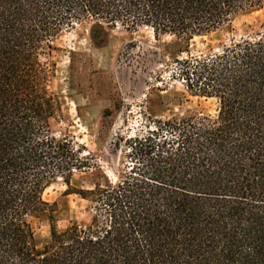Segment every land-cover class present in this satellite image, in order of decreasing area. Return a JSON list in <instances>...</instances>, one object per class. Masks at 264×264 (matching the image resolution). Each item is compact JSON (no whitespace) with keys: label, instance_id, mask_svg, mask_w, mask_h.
<instances>
[{"label":"trees","instance_id":"1","mask_svg":"<svg viewBox=\"0 0 264 264\" xmlns=\"http://www.w3.org/2000/svg\"><path fill=\"white\" fill-rule=\"evenodd\" d=\"M264 0H0V264H264V25L218 50L189 41L230 27ZM89 26L97 44L118 26L187 46L177 78L213 112L152 121L125 140L115 181L77 190L85 221L55 228L44 191L88 168L52 124L55 42ZM101 38V40H100ZM46 222L49 237L37 229Z\"/></svg>","mask_w":264,"mask_h":264},{"label":"rangeland","instance_id":"2","mask_svg":"<svg viewBox=\"0 0 264 264\" xmlns=\"http://www.w3.org/2000/svg\"><path fill=\"white\" fill-rule=\"evenodd\" d=\"M264 7L237 16L230 27L189 41L191 54L216 51L232 37L261 29ZM101 40V38H100ZM97 44L89 26H76L56 42V63L51 90L61 101V116L52 124L56 136L70 134L88 168L74 171L69 194L62 178L44 191L49 203L56 202L55 228L63 230L73 221L88 218L90 202L77 190H89L95 183L115 181L125 162V140L142 135L152 121L181 115L186 111L213 112L211 99L190 96L177 78L179 66L173 58L183 57L187 46L173 36L153 37L146 27L128 31L118 26ZM37 237H49L46 222Z\"/></svg>","mask_w":264,"mask_h":264}]
</instances>
